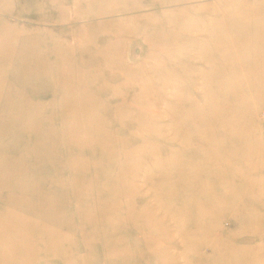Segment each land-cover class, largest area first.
Returning a JSON list of instances; mask_svg holds the SVG:
<instances>
[{
    "label": "rangeland",
    "instance_id": "374dc122",
    "mask_svg": "<svg viewBox=\"0 0 264 264\" xmlns=\"http://www.w3.org/2000/svg\"><path fill=\"white\" fill-rule=\"evenodd\" d=\"M0 264H264V0H0Z\"/></svg>",
    "mask_w": 264,
    "mask_h": 264
}]
</instances>
